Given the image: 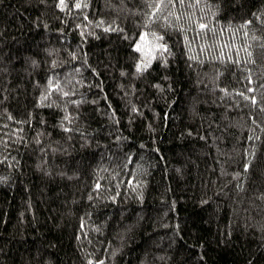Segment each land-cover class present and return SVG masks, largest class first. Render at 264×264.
Segmentation results:
<instances>
[{"label":"trees","instance_id":"obj_1","mask_svg":"<svg viewBox=\"0 0 264 264\" xmlns=\"http://www.w3.org/2000/svg\"><path fill=\"white\" fill-rule=\"evenodd\" d=\"M58 3L0 0V264H264V0Z\"/></svg>","mask_w":264,"mask_h":264},{"label":"snow or ice","instance_id":"obj_2","mask_svg":"<svg viewBox=\"0 0 264 264\" xmlns=\"http://www.w3.org/2000/svg\"><path fill=\"white\" fill-rule=\"evenodd\" d=\"M42 2H43V0H42ZM146 2H147V0H146ZM177 3H179L181 6H183L185 3V0H153V3L148 4V7L153 9L151 14L149 15V20L154 22V19H155L156 14L158 12H161L163 9L168 8L169 6H171L172 8H175ZM195 4L199 5L200 0H195ZM84 6L86 7L87 5H84ZM57 7L60 8L61 11H63L64 8L67 7V5L65 4V0H59ZM81 7H82V5L80 3L75 4V8L80 9ZM171 14L172 13H170V15ZM255 15L256 14L253 13V16H255ZM85 19H87V17H85ZM165 19H167V17H165ZM176 19L178 20L179 17L177 16ZM257 19H260V17H257ZM251 23H252V21H246V24H251ZM147 26L148 25L146 24L145 27H147ZM198 27L201 30H206L208 28V25L205 23H199ZM109 30L110 29H108V28L105 29L106 32ZM149 35L152 36L153 40L156 42L155 44H153L152 40L147 39L149 37ZM245 35H247V33H245ZM163 39H164L163 36L157 35L155 32H153L151 34H149L148 32H141L140 33L139 40L134 45V51L141 54V61L138 62L135 66L136 72L138 74H142L144 71H146L149 68V66L152 63V59H155V56H154L155 51H158V50L168 51L167 46L163 43H160V41H162ZM248 55L251 56V53H248ZM73 56H74V54H73ZM33 64H35V61H33ZM55 66H56L55 62H53V67H55ZM121 75H123V73H121ZM157 87H159V86H157ZM249 91H252V89H249ZM54 92L59 93L64 97H67L69 95V92L64 91V89L61 87V84L58 80H53L52 78H48L46 86L44 88V91L41 92V95L39 97L40 104H44V102L48 101L49 97ZM241 95H243V94L241 93ZM245 99H247V97H245ZM252 103L253 104L256 103L255 98H252ZM46 106L51 107L52 104L48 103ZM9 119H11V117H9ZM63 120L71 123V118L67 114L66 110H65V115L63 116ZM61 127L63 128V131H65V132L72 131L71 128L64 127L63 124H61ZM249 139H252V137H249ZM248 168H249V165L246 163L244 165V170L247 172ZM96 188L97 189L100 188L99 183L96 184ZM89 198L91 199V197H89ZM81 226L83 227V225H81ZM88 264H93V262L90 260L88 262ZM98 264H104V262L101 260V261H98Z\"/></svg>","mask_w":264,"mask_h":264}]
</instances>
